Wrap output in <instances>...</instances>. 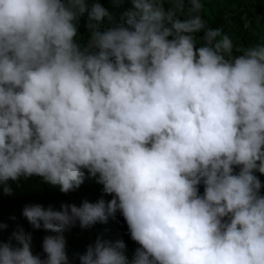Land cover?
<instances>
[{
  "label": "clouds",
  "instance_id": "1",
  "mask_svg": "<svg viewBox=\"0 0 264 264\" xmlns=\"http://www.w3.org/2000/svg\"><path fill=\"white\" fill-rule=\"evenodd\" d=\"M129 2L0 0V193L102 186L24 205L38 252L0 221V264H264V37L237 47L206 0Z\"/></svg>",
  "mask_w": 264,
  "mask_h": 264
},
{
  "label": "trees",
  "instance_id": "2",
  "mask_svg": "<svg viewBox=\"0 0 264 264\" xmlns=\"http://www.w3.org/2000/svg\"><path fill=\"white\" fill-rule=\"evenodd\" d=\"M101 2L113 13L116 21H119L121 13L126 8L131 7L129 0H125V3L119 6L111 0H101ZM204 19L213 28L222 27L224 34L229 35L237 47L248 46L264 37V0H206ZM79 30L87 39L83 20H81ZM260 178L264 181V176ZM101 187L97 184H87L76 192L63 194L44 186L39 177L26 180L22 178L19 187L13 184L14 194L12 196L0 193V221L9 225L3 233V239L6 240L14 226L19 223L26 231L33 232V247L34 251L38 252L41 249L43 237L49 233L42 229L33 230L31 228V225L21 215L24 205L41 203L46 207L51 205L59 209L63 202L79 204L84 199L94 202L101 196ZM12 216H15L16 220H12ZM116 226V223L110 220L107 224L98 223L86 230H81L78 225L73 227L65 233L67 251L85 249L89 243L95 241L97 236L105 234L110 229L111 231L117 230Z\"/></svg>",
  "mask_w": 264,
  "mask_h": 264
},
{
  "label": "rangeland",
  "instance_id": "3",
  "mask_svg": "<svg viewBox=\"0 0 264 264\" xmlns=\"http://www.w3.org/2000/svg\"><path fill=\"white\" fill-rule=\"evenodd\" d=\"M262 14V13H261Z\"/></svg>",
  "mask_w": 264,
  "mask_h": 264
}]
</instances>
